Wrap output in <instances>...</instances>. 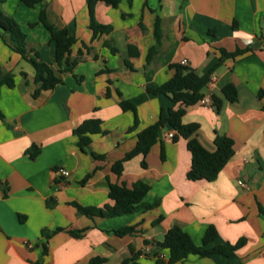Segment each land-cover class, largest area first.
<instances>
[{
	"label": "crops",
	"instance_id": "obj_1",
	"mask_svg": "<svg viewBox=\"0 0 264 264\" xmlns=\"http://www.w3.org/2000/svg\"><path fill=\"white\" fill-rule=\"evenodd\" d=\"M46 4L49 20L78 40L71 57L79 49L84 54L73 73L61 75L63 83L34 97V67L0 37V67L16 81L14 88L3 87L0 97V264H88L94 258L102 264H156V253L168 260L169 251L157 248L175 226L197 245L209 226L218 230L217 244L246 240L235 256H190L176 264H264V0H124L116 8L99 2L94 21L113 30L95 38L88 0ZM42 8L20 0L0 3L29 48L57 69L56 44L41 21ZM157 19L161 43L147 64ZM129 46L138 49V57L130 56ZM222 49L248 52L223 61L204 90L222 101L221 109L199 102L183 118L199 125L197 138L210 152L217 149V136L234 141L235 154L218 178H187L193 156L186 139L169 137L177 135L171 126L147 156L126 162L123 175H116L113 164L135 148L138 133L158 120L162 108L173 106L168 96L149 93L148 87L167 82L174 74L170 65L183 60L198 74L209 73ZM228 84L238 90L234 103L222 94ZM122 101L136 105V129L134 113L124 111ZM91 118L102 121L103 132L92 135L91 147L82 151L74 129ZM33 145L41 149L36 159L26 154ZM92 152L106 159L97 160ZM60 169L70 176H61ZM137 181L150 185L144 202L157 207L104 218L80 214L74 205L113 206L110 185L131 188ZM131 226L136 233H116ZM58 229L49 239L43 235Z\"/></svg>",
	"mask_w": 264,
	"mask_h": 264
},
{
	"label": "trees",
	"instance_id": "obj_2",
	"mask_svg": "<svg viewBox=\"0 0 264 264\" xmlns=\"http://www.w3.org/2000/svg\"><path fill=\"white\" fill-rule=\"evenodd\" d=\"M6 1L8 0H0V3ZM20 1L31 7L36 4H42L41 21L50 31L52 41L56 44L55 59L57 69L52 65L41 61L39 53L36 50L29 48L26 35L21 30L18 23L13 18L5 16L0 11V27L2 29V31H0V37L12 50L22 55V57L34 67L35 76L33 78V83L36 86L34 97H38L42 91L53 90L58 84L63 83L61 75L74 72L77 64L82 59L84 51L79 49L78 56L76 58L71 57L73 47L78 40L71 36L66 28H60L49 20L47 16L46 0ZM123 1L124 0H88L90 16L92 19L91 28L94 30V38L97 37L98 34H109L113 30V27L110 25H101L94 21L96 4L99 2H105L116 8ZM155 37L156 45L149 50L146 59L147 64L152 62L161 43L160 21L158 19L156 20L155 25ZM105 45L110 48L112 53L115 54L118 52V50L112 47L109 42H105ZM83 46L87 51L90 50L85 43H83ZM247 52L248 50H239L229 53L222 49L220 62L216 64L209 73L204 75L198 74L194 69L183 64L170 65L171 69L174 71L173 76L161 86L148 87V92L154 95L168 96L172 100L173 106L170 108H162L158 120L138 133L135 148L113 164V172L121 177L124 173L125 163L137 156H147L152 147L160 141V134L164 128L166 126H171L177 133V135L174 136V140L179 136L186 139L188 149L193 156L192 166L187 173V178L190 181H215L220 172L235 154L234 141L229 137L217 136L215 139L217 149L214 152H210L197 138L199 125L195 123L185 124L183 118L186 115L188 107L201 102L206 97L204 90L211 81L212 74L221 63L228 58L238 57ZM129 54L131 57H138L139 51L137 48L129 46ZM23 75L26 76L25 73ZM15 85V75L12 72L4 71L0 67V97L3 87L14 88ZM107 94H110L109 89ZM222 94L224 98L231 103L238 101V90L233 84L226 85L222 89ZM212 98L214 106L220 110L222 107V101L214 95H212ZM120 104L124 111L130 110L134 113L135 121L132 129H136L139 125L136 105L130 101H122ZM0 119H4L1 110ZM102 132V121L95 118L85 120L81 125L74 129V133L79 138L78 145L82 151H87V149L91 147L92 135ZM40 153L41 149L37 145L31 146L26 151V154L31 159H36ZM92 154L97 160L106 159V155H99L95 152H92ZM143 166H147L145 161H143ZM150 188V185L143 181L135 182L131 188L126 185L111 184L109 195L114 201L113 206L107 205L104 208H96L84 207L77 203H74V205L80 214L90 217L101 216L104 218H114L131 215L144 209L149 210L157 207V203L150 205L144 202ZM161 219L162 218L158 219L154 225H157ZM61 230L62 229H58L50 233L44 230L43 235L46 239H49L52 235ZM82 232L83 231H70L74 236H79ZM136 232V228L132 226L116 231L120 236L134 234ZM218 237L219 233L216 227L209 226L202 239V244L197 245L189 233L181 227L175 226L165 234L164 240L157 248V252L161 250L169 251V258L166 261L161 255H159V253H156L159 257L156 264H176L185 261L190 256L206 258L214 255H225L227 257H232L236 255V252L241 249L246 242V240L242 238L236 244H217L216 241ZM47 252V245H44V255H46ZM103 262L104 260L102 258H94L88 264H102Z\"/></svg>",
	"mask_w": 264,
	"mask_h": 264
},
{
	"label": "built area",
	"instance_id": "obj_3",
	"mask_svg": "<svg viewBox=\"0 0 264 264\" xmlns=\"http://www.w3.org/2000/svg\"><path fill=\"white\" fill-rule=\"evenodd\" d=\"M262 44H263V47H264V35L262 36ZM183 65H187V60H183L182 62ZM214 79V78H213ZM212 80V78H211ZM201 105H203L204 107L206 108H209V107H213L214 106V101H213V98H212V95H208L206 96L201 102H200ZM169 137L170 138H173L174 137V134L173 133H170L169 134ZM59 174L61 176H64V177H69L70 176V172L65 170V169H60L59 170ZM29 247H33L32 244L29 243Z\"/></svg>",
	"mask_w": 264,
	"mask_h": 264
}]
</instances>
